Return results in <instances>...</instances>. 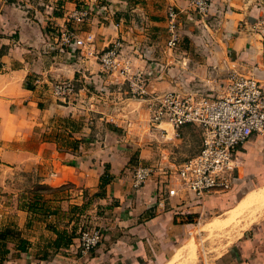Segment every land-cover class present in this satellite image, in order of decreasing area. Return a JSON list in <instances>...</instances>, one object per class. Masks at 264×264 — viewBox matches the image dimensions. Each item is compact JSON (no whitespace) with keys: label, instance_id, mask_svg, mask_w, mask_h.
Segmentation results:
<instances>
[{"label":"crops","instance_id":"crops-1","mask_svg":"<svg viewBox=\"0 0 264 264\" xmlns=\"http://www.w3.org/2000/svg\"><path fill=\"white\" fill-rule=\"evenodd\" d=\"M169 5L181 10L173 48L166 45ZM83 8L88 15L75 22L73 11ZM262 14L264 0H211L205 17L188 0H0V264H264V220L223 248L203 250L206 256L194 249L195 257L184 259L194 231L203 234L200 220L231 206L235 196L212 192L200 199L179 181L175 168L198 151L200 128L184 124L174 136L168 122H145L143 138L131 127L141 111L127 118L122 111L132 96L127 85H107L96 57L61 46L54 35L63 26L90 32L96 49L122 38L124 57L148 76L150 91L220 94L231 70L264 87V36L254 26ZM67 78L78 92L61 103L50 84ZM86 85L103 100L95 130L84 108L93 104ZM246 143L250 158L264 148L256 135ZM152 161L171 167L169 180L157 170L134 189V165ZM82 225L102 234L85 254L74 249Z\"/></svg>","mask_w":264,"mask_h":264},{"label":"built area","instance_id":"built-area-1","mask_svg":"<svg viewBox=\"0 0 264 264\" xmlns=\"http://www.w3.org/2000/svg\"><path fill=\"white\" fill-rule=\"evenodd\" d=\"M192 9L201 17L209 14L211 0H188ZM89 10L73 11L75 22H82ZM181 10L173 5L166 8V44L174 46L180 40L179 20ZM264 35V15L254 23ZM61 46H71L94 56L101 70L109 78L108 84H126L132 96L146 100L149 124L154 127L168 122L174 136H180L184 124H195L201 130V144L196 153L184 158L175 168L184 186L197 198L212 192H225L236 187L241 180L242 147L253 134H264V87L252 75L235 70L228 72L223 91L180 92L177 90L150 91L149 79L143 70H132L123 54L120 37L96 49L92 33L82 35L74 27L63 26L54 32ZM76 90L72 79H57L51 84V92L63 102L70 101ZM157 170L165 174L167 182L171 167L160 161L137 163L132 170V187L138 189ZM169 189L168 193H173ZM101 230L82 225L74 242L75 252L85 254L101 241Z\"/></svg>","mask_w":264,"mask_h":264},{"label":"rangeland","instance_id":"rangeland-1","mask_svg":"<svg viewBox=\"0 0 264 264\" xmlns=\"http://www.w3.org/2000/svg\"><path fill=\"white\" fill-rule=\"evenodd\" d=\"M255 28L259 32V28H257V27H255ZM197 33H200V32L197 30ZM259 33L261 34V32H259ZM261 35L264 36L263 34H261ZM179 41L174 46H172V47L167 46V47L173 48V47L178 45ZM200 48H203V45H201ZM198 53L199 52L196 50V52H194L193 54H194V56H196V54H198ZM55 80H57V79L52 80V82ZM52 82H51V84H52ZM51 84H50V89H51ZM76 85L77 84H75V86ZM86 86H87L86 88H88V90L86 91L87 95L85 96V99L92 101L91 103H93V104H88L87 107H84V108L87 109V111L89 112V116L92 118V121H93L92 129L95 130L96 129L95 123L100 122V120H101V118H99L98 116L103 114V111H101L99 109L100 103H102L103 100L99 96L100 93H98L96 91V89H93L95 87L89 86V85H86ZM76 92H78L77 86H76L75 93ZM75 93H74V95H75ZM55 98L58 101H60L61 103H64L63 101L59 100L57 97H55ZM139 99L140 98H138V97L136 98L135 96H133V97L129 96L126 98V100H124L122 102L121 106L123 108L122 111L125 115V118H127L126 114H128L129 112L138 110V113H139L141 111L137 116L132 118L133 124H131V127L134 128V130L137 134L143 135V138H146L145 137L146 132L149 131V130L147 131L145 129V127L147 125L144 126L143 131L140 128H141L142 124L145 122H148V124H149L148 106H147V104H143L142 101H140ZM72 100H71V102H72ZM110 106H112V109L114 107L113 110L118 109L116 107V104H112ZM109 109H110V107H109ZM105 111H106V106H105ZM110 112H111V110H110ZM97 119H98V121H97ZM107 126L116 132L122 131L119 126L114 125L110 121L107 124ZM148 127L151 129L150 126H148ZM141 133H143V134H141ZM255 135L258 136L260 140H264V134H255ZM246 146H247V143H245L242 147H240L241 151H243V153H241L242 162H241V166H240V175H241L240 183L236 187H234L233 189L229 190V191H232V194L235 195V196H233L234 202L231 206H229L227 208L214 210L212 212L207 213L204 216V218L200 220L198 226L200 229L203 230V232H202L203 234L202 235L196 234V231H194L195 233L192 236L193 242H192V240H190L189 246L190 245L191 246L188 248L189 253L186 257L187 259H189V261H191V258L195 255L194 249L195 250L199 249L200 254L206 256L207 253H204V252L206 250H208V248H209V250H215L217 248H223V247L227 246V244L230 243L232 240H234L238 235H240L243 231H247V232L250 231L254 227V225H257L259 222L264 220V213H262V211L264 212V208H263L264 207L263 206L264 205V195H262V196L259 195L258 198L254 199V203L252 202L251 204L248 205V207L242 208V210L240 208H238V206H237V200L243 194H245L249 189H253L256 187L264 188V157H263L264 148H261V149L258 148V152L256 153L257 157L250 158V156H248V154H247ZM256 159L260 161V164L258 162L256 164V162L254 161ZM261 161H262V163H261ZM39 188H40V190L44 191L45 189H47V186L43 184V185H40ZM225 192H228V191H225ZM259 206H261V207H259ZM231 209H233V210H231ZM259 209H260V212H259ZM258 212L260 213L259 216H258ZM255 213H256V215H255ZM227 214H228V216H227ZM215 217L218 219H216ZM234 217H236V218H234ZM211 219H213L214 222H212ZM225 220L226 221L228 220V221L225 222ZM208 221L212 222L211 223L212 226H211L210 222H209L210 225L208 224ZM206 224H207L208 228L210 226V228H212V229L210 230V229L206 228ZM194 246H195V248H194ZM203 250H204V252H203Z\"/></svg>","mask_w":264,"mask_h":264},{"label":"bare ground","instance_id":"bare-ground-1","mask_svg":"<svg viewBox=\"0 0 264 264\" xmlns=\"http://www.w3.org/2000/svg\"><path fill=\"white\" fill-rule=\"evenodd\" d=\"M259 195H264V188H262V187H256V188H253V189H251V190H248L245 194H243L241 197H240V199H238L237 200V206H238V208H240L241 210H242V208H246V207H248V205L249 204H251L252 202L254 203V199H256V198H258V196ZM258 201V200H257ZM263 202V201H262ZM257 203V202H256ZM262 204V203H261ZM263 205V204H262ZM264 206V205H263ZM262 206V207H263ZM253 207V206H252ZM259 207H261V206H259ZM236 208V207H235ZM234 208V209H235ZM251 208V207H250ZM264 208V207H263ZM257 209V208H256ZM262 209V208H261ZM229 210V209H228ZM231 210H233V209H231ZM258 210V209H257ZM226 211V210H225ZM224 211V212H225ZM228 212V211H227ZM226 212V213H227ZM243 212V211H242ZM259 212H260V209H259ZM258 212V216L260 215V213ZM235 213V212H234ZM262 213H264L263 211H262ZM233 214V213H232ZM240 214V213H239ZM238 215V214H237ZM255 215H256V213H255ZM263 215V214H262ZM219 216V215H218ZM217 216V217H218ZM224 216V215H223ZM227 216H228V214H227ZM257 216V217H258ZM212 218V217H211ZM214 218V217H213ZM216 218V217H215ZM219 218V217H218ZM218 218H216V219H218ZM224 218V217H223ZM234 218H236V217H234ZM215 219V220H216ZM221 219V218H220ZM211 221L212 222H214L213 221V219H211ZM221 221V220H220ZM228 221V220H227ZM226 220H225V222H227ZM231 221V220H230ZM209 222L210 221H208V224H209ZM212 222H210V224L212 223ZM224 222V221H223ZM209 224V225H210ZM217 224V223H216ZM211 226H212V224H211ZM224 226V225H223ZM221 227V226H220ZM206 228H208V226H207V224H206ZM214 228V227H213ZM208 229H212V228H210V226H209V228ZM190 240H192V238L190 239ZM190 240H188L189 242H190ZM188 241H187V243H188ZM192 242H193V240H192ZM184 245V244H183ZM187 245H189V243L187 244ZM191 246V245H190ZM189 246V247H190ZM188 247V248H189ZM193 248V247H192ZM191 248V249H192ZM194 248H195V246H194ZM177 249H180V248H177ZM182 249V248H181ZM184 249V248H183ZM187 250V249H186ZM176 252H178V251H176ZM177 254H179V253H177ZM182 254V253H181ZM195 254V253H194ZM174 256H175V254H174ZM195 256V255H194ZM176 257H178V255L176 256ZM182 257H184V256H182ZM187 257V256H186ZM186 257H184V259H187ZM172 258V257H171ZM175 259V258H174ZM173 259V260H174ZM171 260V259H170ZM189 260V259H188ZM178 261V260H177ZM176 261V262H177ZM180 261V260H179ZM182 261V262H181ZM181 261L178 263V264H182L184 261L181 259ZM169 262V261H168ZM168 262H166V263H168ZM173 263H174V261H173ZM165 264V263H164ZM175 264V263H174ZM177 264V263H176ZM184 264V263H183Z\"/></svg>","mask_w":264,"mask_h":264},{"label":"trees","instance_id":"trees-1","mask_svg":"<svg viewBox=\"0 0 264 264\" xmlns=\"http://www.w3.org/2000/svg\"><path fill=\"white\" fill-rule=\"evenodd\" d=\"M253 135H255V134H253ZM252 137V136H251ZM250 137V138H251ZM106 174H107V172H104V174H102V176H101V182H100V187H102L104 184H105V182L108 180L107 178V176H106ZM70 239V235H69V237L65 240V242L66 241H68Z\"/></svg>","mask_w":264,"mask_h":264}]
</instances>
